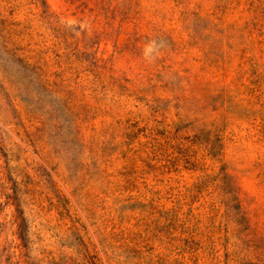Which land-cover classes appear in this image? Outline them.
Instances as JSON below:
<instances>
[{"label": "rangeland", "instance_id": "374dc122", "mask_svg": "<svg viewBox=\"0 0 264 264\" xmlns=\"http://www.w3.org/2000/svg\"><path fill=\"white\" fill-rule=\"evenodd\" d=\"M0 264H264V0H0Z\"/></svg>", "mask_w": 264, "mask_h": 264}]
</instances>
